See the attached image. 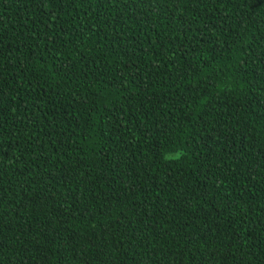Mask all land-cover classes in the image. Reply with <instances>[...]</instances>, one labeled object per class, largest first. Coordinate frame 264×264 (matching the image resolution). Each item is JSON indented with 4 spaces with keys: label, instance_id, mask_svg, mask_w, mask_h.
Here are the masks:
<instances>
[{
    "label": "trees",
    "instance_id": "obj_1",
    "mask_svg": "<svg viewBox=\"0 0 264 264\" xmlns=\"http://www.w3.org/2000/svg\"><path fill=\"white\" fill-rule=\"evenodd\" d=\"M0 264H264V0H0Z\"/></svg>",
    "mask_w": 264,
    "mask_h": 264
}]
</instances>
